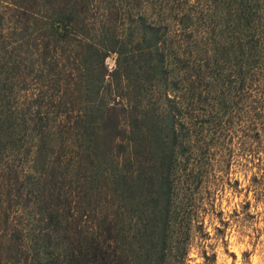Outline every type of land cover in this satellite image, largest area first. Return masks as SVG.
I'll list each match as a JSON object with an SVG mask.
<instances>
[{"label": "trees", "instance_id": "1", "mask_svg": "<svg viewBox=\"0 0 264 264\" xmlns=\"http://www.w3.org/2000/svg\"><path fill=\"white\" fill-rule=\"evenodd\" d=\"M3 1L10 36L6 52L18 61L24 99L32 100L35 118L47 123L32 125L36 153L28 180L21 179L14 162L0 165L6 202L0 203V264H49L47 257L56 252L51 263L189 264L185 239L171 235L174 190L188 189L191 178L201 182L213 167L211 157L226 150L235 154L234 144L250 153L264 181V0H173L171 23L162 25L140 14L150 0H130L138 15L130 14L135 25L125 38L115 0H109L101 28L96 0ZM110 50L118 59L109 72ZM93 59L104 78L121 80L139 64L146 83L162 95L143 113L129 111L132 119L124 129L116 121L111 127L114 146L129 153L128 170L151 148L147 184L154 214L140 239L127 228L117 202L120 179L96 173L90 142L95 127L85 97L93 84ZM71 145L74 172L68 174L64 165ZM32 207L45 222L47 257L25 248L24 212Z\"/></svg>", "mask_w": 264, "mask_h": 264}, {"label": "rangeland", "instance_id": "2", "mask_svg": "<svg viewBox=\"0 0 264 264\" xmlns=\"http://www.w3.org/2000/svg\"><path fill=\"white\" fill-rule=\"evenodd\" d=\"M115 1L124 15L121 36L125 38L135 25L130 14L137 17L138 13L132 9L130 0ZM169 1L173 2L150 0L140 9V14L152 24H170ZM111 3L109 0H96L95 13L100 28L104 25L105 8ZM5 12V2L0 0V165L5 161L14 162L19 166L21 179L28 180L34 174L36 153L32 125L38 122L46 124L47 119L35 118L32 100H25L21 93L18 61H15V55L6 52L10 36ZM117 59V53L110 50L105 59L109 72L116 68ZM92 66L93 84L85 97L89 102L88 119L95 127L90 142L96 157V173H113L120 179L117 202L124 208L127 228L132 232L138 231L140 239L146 229L149 232V219L154 214L152 193L147 184L153 163L151 148L143 149L140 162L128 170L125 165L129 153L114 146L111 127L116 121L119 128L124 129L132 119L129 111L143 113L154 103L161 102L162 95L155 84L146 83V73L139 64H132L130 78L122 80L111 75L104 78L96 59L92 60ZM124 107L127 112H124ZM234 145L235 154L226 150L220 158L211 157L213 167L204 174L201 182L191 178L188 189L174 190L171 235L175 240L185 239L189 264H264V181L260 180V169L250 153L240 152V145ZM261 149L264 151V146ZM66 153L64 169L72 174L75 146L68 147ZM142 167L146 169L141 171ZM180 173L177 172L179 176ZM0 193V203L5 205L1 187ZM182 221L184 229L180 226ZM24 225L25 248L31 253L39 250L42 256L47 257V246L43 240L45 229L42 230L45 222L38 219L34 207L30 212H24ZM48 249L54 253L55 247L50 244ZM57 253L47 257L51 259L49 264L58 263H51Z\"/></svg>", "mask_w": 264, "mask_h": 264}]
</instances>
